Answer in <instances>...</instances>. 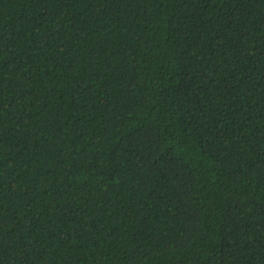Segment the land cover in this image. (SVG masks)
<instances>
[{
	"label": "trees",
	"instance_id": "obj_1",
	"mask_svg": "<svg viewBox=\"0 0 264 264\" xmlns=\"http://www.w3.org/2000/svg\"><path fill=\"white\" fill-rule=\"evenodd\" d=\"M0 264H264V0H0Z\"/></svg>",
	"mask_w": 264,
	"mask_h": 264
}]
</instances>
